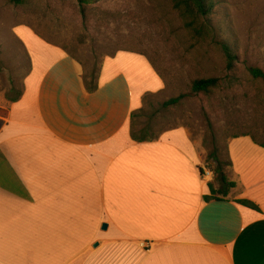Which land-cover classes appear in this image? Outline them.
Wrapping results in <instances>:
<instances>
[{"label": "crops", "instance_id": "1", "mask_svg": "<svg viewBox=\"0 0 264 264\" xmlns=\"http://www.w3.org/2000/svg\"><path fill=\"white\" fill-rule=\"evenodd\" d=\"M34 60L0 130V264H264L263 147L230 138L235 186L207 201L185 128L132 138L131 114L164 87L146 57H105L94 92L67 53Z\"/></svg>", "mask_w": 264, "mask_h": 264}, {"label": "rangeland", "instance_id": "2", "mask_svg": "<svg viewBox=\"0 0 264 264\" xmlns=\"http://www.w3.org/2000/svg\"><path fill=\"white\" fill-rule=\"evenodd\" d=\"M85 12L84 17L75 0H0V108L8 109L9 100L22 91L29 59L50 63L61 50L91 80L105 57L122 49L144 52L163 72L162 79L146 57L150 74L164 87L143 96L133 112V132L151 137L185 128L203 175L209 172L215 187L220 186L217 168L232 180L226 150L231 136L248 132L264 143V82L248 72L264 71V0H225L219 11L224 27L236 34L234 75L217 50L190 48L169 0H99ZM150 74L142 78L149 76V85ZM197 77H218L221 86L210 96L192 94L188 84ZM179 93L186 96L165 105Z\"/></svg>", "mask_w": 264, "mask_h": 264}, {"label": "trees", "instance_id": "3", "mask_svg": "<svg viewBox=\"0 0 264 264\" xmlns=\"http://www.w3.org/2000/svg\"><path fill=\"white\" fill-rule=\"evenodd\" d=\"M13 1L16 3L22 2V0ZM75 1L82 16L85 17L86 8H88L91 4L98 2L99 0ZM224 2L225 0H169L171 9L180 23V30H182V34L185 36L190 48L204 51H208L209 49L217 50L223 57L225 69L230 73V75H234L238 65L239 50L234 29L231 27L225 28L223 25L225 19L223 16H219V11L222 8ZM122 50L136 52L147 57L157 74L162 79L164 78L163 72L159 69L152 57L147 56V54L144 52L132 49ZM100 69L101 66L97 69V74L93 76L91 80H87L86 77L83 76L85 89L88 92H94L97 89L96 81L98 79ZM248 72L253 76L254 79H260L264 82V71L262 69L258 67L249 68ZM220 86V78L218 77H197L191 80L188 84L190 93L205 96L212 95L218 88H220ZM21 94L22 91H20L15 97L11 98L9 102L11 103L16 101L21 96ZM185 96V93H179L177 96L169 99L165 105H175ZM7 112L8 109L0 108V130L5 123V119L7 118ZM134 117L135 114L132 113L131 120ZM131 126L133 127L132 123ZM131 135L136 141L151 140L158 137V135L147 137L145 136L146 131L142 132L140 135H137L132 131ZM239 136H249L255 144L264 148V143L258 141L255 135L252 133L247 132L235 134L232 135L231 138ZM227 160V165L230 166L229 157ZM213 172L220 180V187L217 190H214L212 189L213 185L209 184L212 194L205 197V200L207 201H216L222 199L227 195V191L235 186V182L228 180L227 176L220 168L215 169ZM237 203L247 208L257 211L259 210L258 207L249 200H237Z\"/></svg>", "mask_w": 264, "mask_h": 264}, {"label": "water", "instance_id": "4", "mask_svg": "<svg viewBox=\"0 0 264 264\" xmlns=\"http://www.w3.org/2000/svg\"><path fill=\"white\" fill-rule=\"evenodd\" d=\"M102 227H103V228H105V227H106V226H105V224H103V226H102ZM94 246H97V243H95V244H94Z\"/></svg>", "mask_w": 264, "mask_h": 264}, {"label": "built area", "instance_id": "5", "mask_svg": "<svg viewBox=\"0 0 264 264\" xmlns=\"http://www.w3.org/2000/svg\"><path fill=\"white\" fill-rule=\"evenodd\" d=\"M209 173V172H208Z\"/></svg>", "mask_w": 264, "mask_h": 264}]
</instances>
